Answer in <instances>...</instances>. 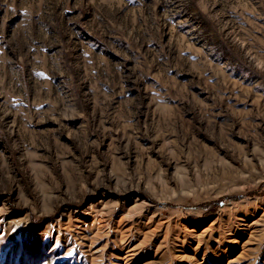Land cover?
Here are the masks:
<instances>
[{
	"label": "rangeland",
	"instance_id": "1",
	"mask_svg": "<svg viewBox=\"0 0 264 264\" xmlns=\"http://www.w3.org/2000/svg\"><path fill=\"white\" fill-rule=\"evenodd\" d=\"M0 264H264V0H0Z\"/></svg>",
	"mask_w": 264,
	"mask_h": 264
}]
</instances>
